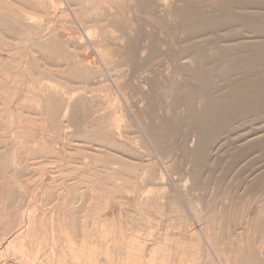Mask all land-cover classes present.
<instances>
[{"label": "bare ground", "instance_id": "6f19581e", "mask_svg": "<svg viewBox=\"0 0 264 264\" xmlns=\"http://www.w3.org/2000/svg\"><path fill=\"white\" fill-rule=\"evenodd\" d=\"M1 149L0 264H264V0H0Z\"/></svg>", "mask_w": 264, "mask_h": 264}, {"label": "rangeland", "instance_id": "374dc122", "mask_svg": "<svg viewBox=\"0 0 264 264\" xmlns=\"http://www.w3.org/2000/svg\"><path fill=\"white\" fill-rule=\"evenodd\" d=\"M64 7H66L67 9H68V7H67V5L64 3ZM70 12V11H69ZM12 136H11V134H10V136H9V139L7 140L8 142H11L10 140H13L12 138H11ZM11 138V139H10ZM1 152H3V149H1L0 150V153ZM47 161H51L50 163H48L47 164V162H45V163H43V165L45 166V168H43L44 166L43 165H41V166H43L42 168H43V170L45 171V172H43L44 173V179H42V177H40L41 179H37V177H39V176H36V175H31V178H30V184H31V186L33 187V188H37V187H39V185L41 184V182H42V180L43 181H47V183H48V181L50 182V183H48V184H53V186H57V188H59L60 186H61V184H62V187L64 186V185H67V184H71L72 182H73V180L75 179V175H74V173H72V172H67L66 171V166H63V168H60V165H58V163L57 162H55V161H53V160H47ZM33 162V161H32ZM53 167V168H52ZM61 169V170H63L64 169V172L62 171L61 172V170L59 169V168ZM46 168H48V170L46 169ZM53 170V171H52ZM59 170V171H58ZM47 171V172H46ZM66 172V174H63L62 176L60 175V173H65ZM17 175V177H18V174H16ZM51 175V176H50ZM55 175V176H54ZM36 176V177H35ZM50 176V177H49ZM52 176H54L53 178H52ZM64 176H65V178H64ZM10 177L11 178H14V175H13V173H11V175H10ZM34 177V178H33ZM60 177V178H59ZM57 178H59V179H57ZM62 178V180H60ZM64 178V179H63ZM176 178V177H175ZM37 179V180H36ZM47 179V180H46ZM38 180H39V183H38ZM60 180V181H59ZM167 180H168V183H171L172 182V187H173V180H171L170 178H168L167 177ZM41 181V182H40ZM53 182V183H52ZM55 182V183H54ZM56 183H59V184H56Z\"/></svg>", "mask_w": 264, "mask_h": 264}]
</instances>
